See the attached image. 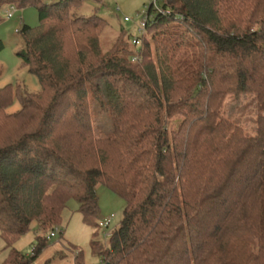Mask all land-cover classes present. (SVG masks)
Instances as JSON below:
<instances>
[{"label": "trees", "instance_id": "obj_1", "mask_svg": "<svg viewBox=\"0 0 264 264\" xmlns=\"http://www.w3.org/2000/svg\"><path fill=\"white\" fill-rule=\"evenodd\" d=\"M83 1L0 0V13L38 10L19 55L42 85L18 87L14 113V85L0 89L1 264H33L71 199L104 264H264V0H166L140 45L122 30L107 50L108 21L73 13ZM242 95L257 97L255 136L223 114ZM94 101L110 137L97 136ZM98 186L126 204L108 246ZM33 225L28 257L14 246Z\"/></svg>", "mask_w": 264, "mask_h": 264}, {"label": "rangeland", "instance_id": "obj_2", "mask_svg": "<svg viewBox=\"0 0 264 264\" xmlns=\"http://www.w3.org/2000/svg\"><path fill=\"white\" fill-rule=\"evenodd\" d=\"M152 0H85L79 6L73 8L75 15L91 16L98 14L105 18L109 25L102 36V46L107 50L115 37L122 30H125L132 37H140L138 24L148 11ZM163 3V2H162ZM14 11L10 7H5L0 16V39L5 46L0 52V63L3 66V73L0 77V89L12 84L15 89L14 103L9 108V113L17 112L21 109V94H38L42 91V85L38 77L30 72L29 66L23 62L19 52L25 48L24 38L17 30H20L23 23L30 26H36L39 23V13L36 7H27L18 9L8 18V12ZM129 18L130 20H126ZM152 34L149 35L151 37ZM93 116L97 136L110 137L113 135V126L110 115L104 111L99 103L93 102ZM223 114L226 118L232 120L236 125L243 128L249 136H255L257 133V117L259 114L257 97L255 95H242L240 97L229 96L224 102ZM98 204L100 210L99 221L112 215L115 216L109 230L100 228L97 240L105 246H108L110 237L105 238L106 233L116 230L123 220L126 204L119 196L105 186L97 188ZM1 200V194H0ZM58 237L50 240V245L35 260L33 264H75L74 258L78 253H82L84 264H101L102 259L93 254L92 243L94 228L86 224L79 211V203L71 199L62 214V224L58 227ZM60 231H63L61 236ZM51 231L45 234L46 237ZM38 232L33 225L30 231L21 237L15 244L16 250L28 257L33 255V246L36 244ZM39 235L43 236L42 233ZM8 257V250L5 249V243L0 237V264Z\"/></svg>", "mask_w": 264, "mask_h": 264}, {"label": "built area", "instance_id": "obj_3", "mask_svg": "<svg viewBox=\"0 0 264 264\" xmlns=\"http://www.w3.org/2000/svg\"><path fill=\"white\" fill-rule=\"evenodd\" d=\"M164 1H166V0H152V3H151V4L149 5V7H148V11H147V13L144 14L142 21L138 24V28H139V31H140V33L142 34V36L147 32V26H148V24H149V23H152V22L154 21V19H155V15H156L155 12L158 11V12H162V13H164V14L170 12L169 9L164 8V7L162 6V2H164ZM10 8L13 9L14 11H9V12H8V15H7L8 18H11V17L13 16V13H14L16 10H18V8H16L15 6H10ZM126 20L128 21V20H130V19H129V18H126ZM17 31H18V30H17ZM132 42H133L135 45H140V44H141V38H140V37H138V38L133 37ZM136 58L138 59L139 56H136ZM136 58H135V59H136ZM114 218H115L114 215H112V216H110V217H107V218H105V219L101 222L100 225H101L103 228H105V229H109L110 226H111L112 223H113ZM58 232H59L58 229H56V230H54V231H51L47 238H48L49 240L56 239V238L58 237ZM101 264H104L103 261H102Z\"/></svg>", "mask_w": 264, "mask_h": 264}]
</instances>
